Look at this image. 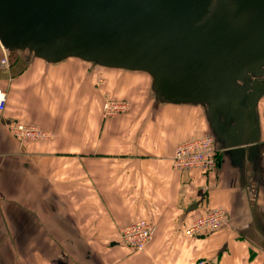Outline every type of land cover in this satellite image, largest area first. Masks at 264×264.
<instances>
[{
  "label": "crops",
  "instance_id": "crops-1",
  "mask_svg": "<svg viewBox=\"0 0 264 264\" xmlns=\"http://www.w3.org/2000/svg\"><path fill=\"white\" fill-rule=\"evenodd\" d=\"M7 59L8 67L0 64L7 94L0 113V264H264V99L253 164L247 146L216 144L211 173H183L171 168L175 148L212 136L201 107L157 105L151 81L129 75L104 72L96 87L101 72L75 60L48 65L21 52ZM105 99L128 101L130 111L105 119ZM11 121L54 137L20 144ZM218 209L228 214L227 227L184 235L185 226ZM140 220L156 232L136 253L119 242V232Z\"/></svg>",
  "mask_w": 264,
  "mask_h": 264
},
{
  "label": "water",
  "instance_id": "water-1",
  "mask_svg": "<svg viewBox=\"0 0 264 264\" xmlns=\"http://www.w3.org/2000/svg\"><path fill=\"white\" fill-rule=\"evenodd\" d=\"M0 46L146 74L157 105L201 107L216 144L258 157L264 0H0Z\"/></svg>",
  "mask_w": 264,
  "mask_h": 264
},
{
  "label": "built area",
  "instance_id": "built-area-1",
  "mask_svg": "<svg viewBox=\"0 0 264 264\" xmlns=\"http://www.w3.org/2000/svg\"><path fill=\"white\" fill-rule=\"evenodd\" d=\"M0 64L8 67L7 52L2 49ZM7 94L0 90V113L6 108ZM128 101H111L105 99L102 105V116L105 119L125 114L130 110ZM9 132L20 143H38L53 139V134L42 130L35 125H27L19 121H11L7 124ZM218 149L212 136H206L178 145L171 158V168L177 172L188 173L199 171L203 174L211 173L217 166ZM228 214L222 209L209 211L204 216L195 219L184 227L186 237L193 238L211 234L227 227ZM155 226L145 220L136 221L119 232V242L136 253L145 251L148 244L155 236Z\"/></svg>",
  "mask_w": 264,
  "mask_h": 264
},
{
  "label": "rangeland",
  "instance_id": "rangeland-1",
  "mask_svg": "<svg viewBox=\"0 0 264 264\" xmlns=\"http://www.w3.org/2000/svg\"><path fill=\"white\" fill-rule=\"evenodd\" d=\"M77 63H78V65H82L83 67H85L86 69H89V71H91V72H101V74L99 75V74H97L98 76H97V78L96 79H98L97 80V82H96V87H98V86H100V87H102L103 85H104V75L102 74V73H104V72H106V73H116V74H119V75H129V76H127V77H132V78H135V79H137V80H135L136 82H141V80L142 81H144L145 82V80L147 81V84H149V86H150V81H151V79L147 76V75H142L141 77L140 76H137V75H133V73H128V72H121V71H118V70H105V69H103V68H100V67H98V66H95V65H89V64H85V63H83V62H81V61H79V60H75ZM91 72H90V74H91ZM139 75H141V74H139ZM91 76V75H90ZM140 77V78H139ZM151 98H153L154 99V96H153V94H151ZM130 107H131V103H130ZM130 111V110H129ZM128 111V112H129ZM127 112V113H128Z\"/></svg>",
  "mask_w": 264,
  "mask_h": 264
},
{
  "label": "trees",
  "instance_id": "trees-1",
  "mask_svg": "<svg viewBox=\"0 0 264 264\" xmlns=\"http://www.w3.org/2000/svg\"><path fill=\"white\" fill-rule=\"evenodd\" d=\"M85 64H86V63H85ZM89 65H92V64H89ZM105 70H107V69H105ZM121 72H123V71H121ZM136 74H141V73H136ZM141 75H144V76H145L146 74H141Z\"/></svg>",
  "mask_w": 264,
  "mask_h": 264
},
{
  "label": "flooded vegetation",
  "instance_id": "flooded-vegetation-1",
  "mask_svg": "<svg viewBox=\"0 0 264 264\" xmlns=\"http://www.w3.org/2000/svg\"><path fill=\"white\" fill-rule=\"evenodd\" d=\"M260 80H264V76L260 77Z\"/></svg>",
  "mask_w": 264,
  "mask_h": 264
},
{
  "label": "bare ground",
  "instance_id": "bare-ground-1",
  "mask_svg": "<svg viewBox=\"0 0 264 264\" xmlns=\"http://www.w3.org/2000/svg\"><path fill=\"white\" fill-rule=\"evenodd\" d=\"M87 64V63H86ZM124 72V71H123ZM130 73V72H129ZM262 99H264V98H262ZM260 103V102H259Z\"/></svg>",
  "mask_w": 264,
  "mask_h": 264
}]
</instances>
